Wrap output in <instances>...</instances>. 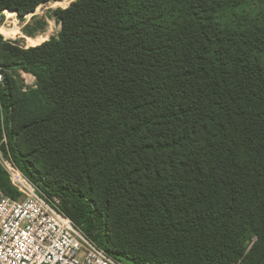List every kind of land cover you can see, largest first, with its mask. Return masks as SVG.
Here are the masks:
<instances>
[{
  "label": "trees",
  "instance_id": "1",
  "mask_svg": "<svg viewBox=\"0 0 264 264\" xmlns=\"http://www.w3.org/2000/svg\"><path fill=\"white\" fill-rule=\"evenodd\" d=\"M57 15L39 45L0 35L2 152L124 264H264V0H75ZM14 69L36 88L19 92ZM0 189L20 196L1 165Z\"/></svg>",
  "mask_w": 264,
  "mask_h": 264
},
{
  "label": "built area",
  "instance_id": "2",
  "mask_svg": "<svg viewBox=\"0 0 264 264\" xmlns=\"http://www.w3.org/2000/svg\"><path fill=\"white\" fill-rule=\"evenodd\" d=\"M0 165L20 194L13 198L0 189V264H124L73 222L59 196L41 190L1 149Z\"/></svg>",
  "mask_w": 264,
  "mask_h": 264
},
{
  "label": "rangeland",
  "instance_id": "3",
  "mask_svg": "<svg viewBox=\"0 0 264 264\" xmlns=\"http://www.w3.org/2000/svg\"><path fill=\"white\" fill-rule=\"evenodd\" d=\"M75 0H55L40 4L34 11L20 16L17 11L6 9L0 13L1 26L11 29V32L5 30L0 31V35L4 40L18 41L22 46L29 48L39 45L52 37H58L62 30V23L59 20L57 11L68 8ZM39 36H44L46 39L38 42ZM9 73L14 76L16 86L19 92H27L32 88H36L37 78L33 73L26 72L21 69L10 70ZM254 237L250 241V245L255 242ZM241 264H244L242 260ZM236 261V262H239Z\"/></svg>",
  "mask_w": 264,
  "mask_h": 264
},
{
  "label": "bare ground",
  "instance_id": "4",
  "mask_svg": "<svg viewBox=\"0 0 264 264\" xmlns=\"http://www.w3.org/2000/svg\"><path fill=\"white\" fill-rule=\"evenodd\" d=\"M11 10H9V12H10ZM3 30H5V31H7V32H11V29H9V28H5L4 26H2V27H0V31H3ZM44 39H46V37H44V36H39V38H37V39H32L33 41H35L36 42V40H39L38 42H40V41H42V40H44Z\"/></svg>",
  "mask_w": 264,
  "mask_h": 264
}]
</instances>
